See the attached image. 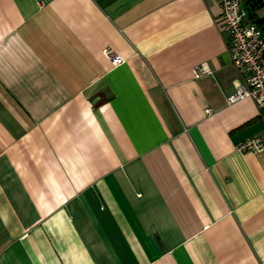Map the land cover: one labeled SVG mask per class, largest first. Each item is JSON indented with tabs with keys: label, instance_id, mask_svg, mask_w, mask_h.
Instances as JSON below:
<instances>
[{
	"label": "crops",
	"instance_id": "obj_1",
	"mask_svg": "<svg viewBox=\"0 0 264 264\" xmlns=\"http://www.w3.org/2000/svg\"><path fill=\"white\" fill-rule=\"evenodd\" d=\"M229 42L218 1L0 0V264H264Z\"/></svg>",
	"mask_w": 264,
	"mask_h": 264
},
{
	"label": "built area",
	"instance_id": "obj_2",
	"mask_svg": "<svg viewBox=\"0 0 264 264\" xmlns=\"http://www.w3.org/2000/svg\"><path fill=\"white\" fill-rule=\"evenodd\" d=\"M221 5V18L230 35L229 52L234 66L243 74V83L234 94L228 97L235 102L251 97L257 104L264 122V28L258 22L247 20L243 0H212ZM105 54L114 66L124 62V58L112 48L105 49ZM210 72L206 64L194 68L196 76ZM210 112V109H207ZM240 152H264V131L247 138L235 145Z\"/></svg>",
	"mask_w": 264,
	"mask_h": 264
},
{
	"label": "trees",
	"instance_id": "obj_3",
	"mask_svg": "<svg viewBox=\"0 0 264 264\" xmlns=\"http://www.w3.org/2000/svg\"><path fill=\"white\" fill-rule=\"evenodd\" d=\"M247 3L249 6L253 7L254 9H257L259 7H264V0H247ZM258 24L264 28V18L257 20Z\"/></svg>",
	"mask_w": 264,
	"mask_h": 264
}]
</instances>
